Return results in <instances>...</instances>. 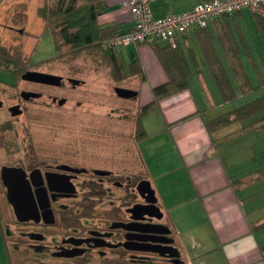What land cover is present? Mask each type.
I'll use <instances>...</instances> for the list:
<instances>
[{"label": "crops", "instance_id": "0c3cea01", "mask_svg": "<svg viewBox=\"0 0 264 264\" xmlns=\"http://www.w3.org/2000/svg\"><path fill=\"white\" fill-rule=\"evenodd\" d=\"M125 1L104 0L106 9L98 16V22L116 24L120 31L130 30L135 16ZM201 1L151 0L150 6L154 17H162L186 12ZM245 9L234 15L216 16L204 27H191L177 33L174 43L181 48L179 54L186 68L187 87L160 99L159 108L143 118L147 136L138 143L141 157L182 264H264V227L254 229V225L264 219V171L258 168L262 165L258 156L264 151L260 131L233 140L236 132L232 133L231 128L238 132L244 126L243 121L214 133L206 126L208 119L232 110V104L224 100L221 93L219 103L209 98L208 104L204 99L210 95L204 70L208 69L213 76L211 58L205 47L214 48L233 83L236 78L224 47L227 32L241 30L244 34L238 17ZM41 21L39 28L46 31ZM123 49L129 50V60L137 56L142 64L143 80L137 75L129 76L140 90V105L152 101L151 85L168 80L157 53L149 43L130 44ZM198 56L207 67L201 66ZM200 82L205 91L201 85L196 95L192 87ZM222 101L227 102L228 108L217 111ZM241 159L249 160V165L237 166ZM259 175L262 177L258 178ZM2 214L0 209V264H12Z\"/></svg>", "mask_w": 264, "mask_h": 264}, {"label": "rangeland", "instance_id": "374dc122", "mask_svg": "<svg viewBox=\"0 0 264 264\" xmlns=\"http://www.w3.org/2000/svg\"><path fill=\"white\" fill-rule=\"evenodd\" d=\"M43 1L44 0H0V46L6 48V52H8L10 57L19 56L24 61L25 57L28 58L29 55V57L31 56L33 58L32 62H35L55 56L56 50L51 31L49 29L44 31L43 28L30 30L32 29L33 22L37 27L42 23V19L37 14V7L42 4ZM238 22L242 26L248 43L252 45L254 57L264 77V31L258 28L254 19V14L248 9L243 10V14L238 17ZM45 24L44 27L46 29ZM22 30H24V33L20 34L19 32ZM26 30L37 31L38 33L42 31L44 34L42 33L43 35H41L39 43L37 44L36 41L38 37L35 39L29 37L23 38L25 37L24 34H26ZM139 43L140 42H137L136 44ZM100 46L101 48L103 47L102 43ZM125 47L126 46L119 49L118 52L121 54L122 61L126 64L129 61L130 55L129 50L126 52V50L123 49ZM241 57L252 84L257 85L260 83L258 78L259 75L254 65L251 63V58H249L246 51L242 53ZM21 59H19V61H21ZM200 59L201 66L207 67L201 57H199V60ZM19 61L12 66H19ZM4 64H0V66L4 67L7 65L6 63ZM24 64H27V62ZM41 65L42 67L35 69L57 75H70L75 79L81 80L82 83L73 88L70 86L61 88L28 84L23 88L29 86L28 88L42 91L44 96L26 102L22 101V105L24 103L27 105V110L21 116L12 117L5 109H0V123L9 117V119L14 120L15 126L13 130L3 129L4 131L0 132V144L3 143L8 145L6 149L7 152L13 151V153L7 154L4 146L2 147L3 150L0 151V155H3L0 157V169L3 164L31 165L35 163L36 156L41 155L35 153H56L60 158H66L69 154L73 153L77 155L83 163H95L105 168L112 169L115 173L113 176L124 181L128 180L124 190L114 188L118 193L117 195L122 197L125 193L126 200L129 197L131 209L136 206L147 209V198L140 193L138 185L141 181H150V179L144 161L138 151L135 138L136 116L138 108L140 107L139 98L141 95L134 98H123L118 96L115 90V87H126L125 85L135 89L136 83L133 80H115L106 62L104 61L98 64L90 55L78 57V59L71 62L64 61V58H59V60L52 59ZM192 66L194 67L193 64ZM3 67L0 68V80L7 82L15 79L16 75L14 72L17 73V71L6 70L3 69ZM7 67L9 68L10 65ZM30 68L28 70H32ZM203 73L207 78L206 83L208 84L210 94L208 98L204 97V99L207 100L208 104L210 103L209 98L219 103V98L221 100V96L216 81L213 79L211 72L209 74L208 69H205ZM233 84L235 88H237V94L234 99L227 101L232 104L230 109L241 106L264 92V85L256 88L252 92L245 93L243 92L244 90L240 89L237 79H233ZM201 85V82L193 85L192 88L196 95H199L202 88ZM152 88L153 86L151 85L150 90H152ZM5 89L9 91V88H4L3 90ZM10 89L13 90V88ZM45 92H50L54 95H58V97L66 98V101L63 105H59L57 102L53 104L52 99H49L48 96L45 95ZM4 93L5 95H2L0 90V98L6 99V104L11 103L12 99L8 97L9 93L5 91ZM142 95H144V92ZM222 102L220 108L216 109L217 111H221V109L223 111L227 110L228 106L225 105L227 102ZM263 115L264 111L240 120L244 122V125L253 120L257 121L245 128H241L238 132L234 128H231L233 129L232 133L236 132L232 139L242 138V136L249 132H257L255 127L264 122ZM260 135L264 141V129L262 132L260 129ZM12 147H15V151ZM92 153L94 154L90 157ZM258 158H261L260 160L262 162V165L260 164L258 168L264 171V151ZM258 158L256 161H252V166H255L254 163L258 161ZM240 164L242 165L241 168L247 167L249 165V160L245 159L243 161L241 159L237 166L240 167ZM0 209L3 210L2 215L4 217V222H11V227L14 228V209L8 201L6 187L1 179ZM139 215V217H133L134 220L137 222H139L138 220H144V222L149 225H154V223L157 222L155 218H159L156 216H149L148 214L139 213ZM159 221L158 224L168 229V224L164 215L159 218ZM145 232L147 234L154 233L153 229H148ZM4 233H7L5 227ZM8 243L12 264H34L36 259L32 256H34L35 253L30 252L25 254L22 251L15 252L12 246L11 235L8 236ZM158 245L163 246L165 243L160 242ZM172 245L174 246V243H172ZM175 250L177 252V249ZM152 254H154L152 255L154 260L147 264H169L166 263L168 260L165 258L169 256L161 255L158 251H154ZM161 256H163V258H161Z\"/></svg>", "mask_w": 264, "mask_h": 264}, {"label": "flooded vegetation", "instance_id": "af4514ba", "mask_svg": "<svg viewBox=\"0 0 264 264\" xmlns=\"http://www.w3.org/2000/svg\"><path fill=\"white\" fill-rule=\"evenodd\" d=\"M38 28L34 24L30 30H38ZM19 33H24V30ZM24 35L31 39L38 37L36 41L38 44L43 34L26 30ZM51 59L53 57L32 62L33 58L28 55L24 61L22 59L19 61L17 67H13V64L9 68L4 66L3 69L17 73L14 72L16 77L12 81L0 80L2 95H5V91L12 99L11 103L6 104V99L0 98V109H5L12 117L21 116L27 110V105L25 103L22 105V101L44 96L42 91L28 88L29 86L23 88L28 84L73 88L82 83L81 80L70 75H60L62 79L59 85L23 77L30 67L33 66L30 69L39 71L35 68L42 67L41 64ZM124 79L130 80L129 77ZM4 88H9V91L3 90ZM135 89L138 90V94L134 97H139L140 90ZM25 90L37 94L26 97L23 93ZM45 95L52 99L53 104L57 102L63 105L59 103L62 98L58 95L50 92H45ZM13 106H17L16 114L13 113ZM14 127V120L8 117L0 123V132L4 131L3 129L13 130ZM3 146L5 150L8 147L1 143L0 151L3 150ZM12 149L15 151V147ZM6 153L11 154L13 151L6 150ZM35 154L41 155H37L35 163L31 165L6 164L23 167L26 170L39 211L28 220H19L14 212V228L11 227V222L5 223L6 234L11 235L15 252L35 253L32 256L36 259L34 264H147L154 260L152 256L154 251L147 250L152 248L161 249L164 256H169L165 257L168 260L166 263L182 264L173 255L177 253L173 247L158 245L160 242H164L165 245L173 243L167 227L158 224L159 218H155L157 222L154 225H149L144 220L135 221L129 197L126 200L125 193L122 197L117 195L114 188L124 190L128 180L124 181L113 176L115 173L112 169L95 163H83L73 153L66 158H60L56 153ZM95 154L97 155L96 151ZM33 170H38V175L31 178L30 173ZM39 191L45 193V198L38 196ZM47 209H50L52 214L45 212ZM151 209L153 210L152 207ZM136 213H139L138 210ZM148 229H153L154 233L147 234L145 231Z\"/></svg>", "mask_w": 264, "mask_h": 264}, {"label": "trees", "instance_id": "16d2710c", "mask_svg": "<svg viewBox=\"0 0 264 264\" xmlns=\"http://www.w3.org/2000/svg\"><path fill=\"white\" fill-rule=\"evenodd\" d=\"M105 9L106 4L104 0H44L43 3L37 7V14L46 23H44L46 29L51 31L56 50L53 59L59 60L58 58L60 57L61 59L64 58V61L71 62L78 59V57L90 55L98 64L105 61L110 67L112 77L115 80H122L134 75L139 76L140 79L143 80L145 76L140 58L134 56L133 59L129 60L125 65L117 50L111 47L101 48L100 45L104 40L123 32L119 30L116 24L101 25L98 22V16ZM254 19L258 28L264 31V17L254 14ZM227 36L228 41L224 48L228 59H230L233 75L239 82L240 89L244 90L243 92L246 93L252 92L256 88L263 86L264 81L261 78L259 66L252 56L251 47L248 44L246 36H244L241 30L237 33L233 31L227 32ZM143 43H149L154 52L157 53L168 75V80L153 86V100L141 104L138 108L135 133L137 142L147 136L146 129L143 126L144 116L155 112L159 108L160 99L173 92L186 88L188 84V80L186 79V68L179 54L180 47L172 43H163L162 40L157 38L146 40ZM205 49L211 58L210 67L220 93L224 100L231 101L235 98L237 91L230 76L224 64L217 56L216 51L214 52V48L206 46ZM244 51L249 54L252 59L251 62L260 77V83L257 85L252 84L244 63L241 61L240 55ZM18 58L21 59L19 56L10 57L8 52H6V48L0 46V64L6 63L7 67L18 62ZM2 67L3 66H0V68ZM263 111L264 92L241 106L233 107L230 112H224L215 118L208 119L206 121V126L211 133H214L230 124ZM262 117H264V115ZM256 121L257 120H253L249 124L251 125ZM247 126L249 125H244L242 128ZM260 129H264V122L255 127L256 131H260ZM226 140L227 139H224V141ZM261 177V175L258 176V178ZM262 178H264V174ZM263 227L264 219L254 225V229L256 230H260Z\"/></svg>", "mask_w": 264, "mask_h": 264}, {"label": "built area", "instance_id": "2783aa9c", "mask_svg": "<svg viewBox=\"0 0 264 264\" xmlns=\"http://www.w3.org/2000/svg\"><path fill=\"white\" fill-rule=\"evenodd\" d=\"M151 0H126L135 16L134 26L107 40L103 47L119 50L124 46L145 42L157 38L164 42H172L179 32L191 27H204L208 20L222 14H232L241 9H248L252 13L264 17V0H202L186 12L154 17Z\"/></svg>", "mask_w": 264, "mask_h": 264}, {"label": "water", "instance_id": "95a60500", "mask_svg": "<svg viewBox=\"0 0 264 264\" xmlns=\"http://www.w3.org/2000/svg\"><path fill=\"white\" fill-rule=\"evenodd\" d=\"M23 77L32 80L57 84V85L61 83V79H62V76L60 75L42 72V71H36V70L27 71L23 75ZM115 90L118 96L123 98H132L138 94V90L134 88L117 86L115 87ZM23 93L26 97H28L30 94L33 95L37 94L34 92L29 93L26 90L23 91ZM65 100H66L65 98H62L59 100V103L62 104L65 102ZM16 108L17 106L12 107V109L14 110L13 111L14 114L18 112L15 111ZM30 174H31L30 175L31 178L37 176L38 170H33ZM0 178L6 187L8 201L12 205L14 212L19 220H28L30 218H33L35 215L39 213L35 196L30 185V179L28 177V173L23 167L4 165L1 168ZM138 190L140 191L141 194L146 196L148 201V205H147L148 208L142 209L138 206L132 208L131 210L134 212L133 213L134 217H139L140 216L139 213L148 214L149 216H156L159 218L162 217L163 212L156 203V196L154 190L150 186V181L149 180L141 181L138 185ZM38 196L40 198H45V193L39 191ZM151 207L153 208V210L151 209ZM137 210L139 213H136ZM45 212L51 213V210L47 209L45 210ZM163 246L175 248L172 244L163 245ZM147 250H154V251H158L160 254H164L161 252V249L147 248ZM165 250L170 251L169 249H165ZM172 254L173 253H171V255ZM173 255H175L177 260H181L178 253Z\"/></svg>", "mask_w": 264, "mask_h": 264}]
</instances>
